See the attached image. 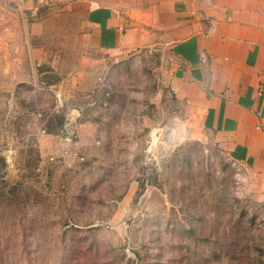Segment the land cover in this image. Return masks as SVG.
<instances>
[{
	"label": "rangeland",
	"instance_id": "374dc122",
	"mask_svg": "<svg viewBox=\"0 0 264 264\" xmlns=\"http://www.w3.org/2000/svg\"><path fill=\"white\" fill-rule=\"evenodd\" d=\"M38 16L37 82L0 76V264H264V199L175 98L164 51L106 59L60 102L67 23Z\"/></svg>",
	"mask_w": 264,
	"mask_h": 264
},
{
	"label": "crops",
	"instance_id": "0c3cea01",
	"mask_svg": "<svg viewBox=\"0 0 264 264\" xmlns=\"http://www.w3.org/2000/svg\"><path fill=\"white\" fill-rule=\"evenodd\" d=\"M43 6L67 23L60 51L73 63L55 85L60 102L97 85L106 59L158 47L175 98L264 199V0H0V76L15 75L6 83H36L33 68L51 55Z\"/></svg>",
	"mask_w": 264,
	"mask_h": 264
},
{
	"label": "built area",
	"instance_id": "2783aa9c",
	"mask_svg": "<svg viewBox=\"0 0 264 264\" xmlns=\"http://www.w3.org/2000/svg\"><path fill=\"white\" fill-rule=\"evenodd\" d=\"M261 89L264 91V75L262 77L261 83H260Z\"/></svg>",
	"mask_w": 264,
	"mask_h": 264
}]
</instances>
